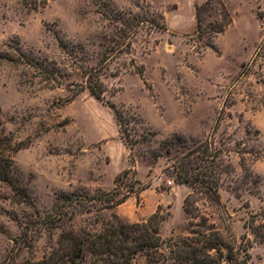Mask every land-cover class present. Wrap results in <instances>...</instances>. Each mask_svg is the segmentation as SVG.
I'll return each instance as SVG.
<instances>
[{"label": "rangeland", "instance_id": "1", "mask_svg": "<svg viewBox=\"0 0 264 264\" xmlns=\"http://www.w3.org/2000/svg\"><path fill=\"white\" fill-rule=\"evenodd\" d=\"M27 1L0 0V152L12 163L11 180L0 181V264L42 261L62 231H98L112 213L134 224L157 210L164 241L212 226L223 254L230 248L241 264H264V0ZM103 1L160 12L166 29L145 25L128 50L112 52L97 100L81 66L120 26L102 15ZM46 63L59 69L53 78ZM114 107L151 141L126 147ZM175 136L218 154L219 201L196 193L192 214L183 206L192 188L168 175L187 149L159 147ZM129 167L135 174L116 184ZM129 184L124 202L105 207ZM166 244L160 255L137 252L132 264H170Z\"/></svg>", "mask_w": 264, "mask_h": 264}, {"label": "trees", "instance_id": "2", "mask_svg": "<svg viewBox=\"0 0 264 264\" xmlns=\"http://www.w3.org/2000/svg\"><path fill=\"white\" fill-rule=\"evenodd\" d=\"M24 4L28 1L23 0ZM45 0H34L36 4L43 3ZM104 9L101 13L115 23L116 35L106 36L100 42V50L95 58H92V64H86L83 68L82 76L85 79V87L89 93L97 100H102L106 91L105 84L101 79L105 74L107 62L112 57V52L120 51L126 47L128 50L134 42L139 30L146 25L147 30H164L163 14L160 12H151V17L141 13L131 11L112 10L109 1H103ZM38 4V5H39ZM136 7L140 8L138 3ZM196 26L198 30L201 27V12L203 7L195 5ZM227 14V12H226ZM220 27L217 32L222 31ZM62 42L60 46L64 48ZM78 49L82 50L80 46ZM47 62V59H46ZM51 63V62H49ZM46 78H53L58 73L56 66H47ZM112 105V104H111ZM114 116L119 126L120 139L126 147L150 142L151 136L148 132L137 133L133 126L130 127L134 118L127 116L122 110L114 107ZM193 147H187L189 145ZM179 146L186 148V151L178 150ZM159 147H163L166 152L173 149L181 151L178 159H175L171 165L172 171L168 175L177 183L186 184L192 188L183 202L184 210L192 214L194 205V195L204 193L216 201H219V181L218 173V154L212 152L206 143H187L182 136H175L169 141H162ZM155 159L162 156L160 152L153 153ZM12 163L9 156L0 152V181L9 182L11 180ZM132 169V170H131ZM135 174V169L125 168L115 177L117 184L119 179L125 178L129 173ZM130 183H140L139 180H131ZM132 184H129L127 194L117 195V190L112 191L106 198L108 201L105 207H113L124 202L129 194L133 193ZM145 187H141L143 190ZM104 207H101V209ZM159 211L153 213L147 222L129 224L121 221L119 217L112 213L110 218L101 221V229L91 232L87 229L74 231L68 229L60 234L57 247L53 248L50 255L42 261L31 264H132L135 254L139 251H148L161 254L160 248L165 244L170 254L174 256L170 264H241L236 254L228 248L226 254L221 252L224 245L219 232L212 226L197 232V236H186L180 239H173L170 242L164 241L159 235L158 218ZM203 219V216H201ZM155 220V222H154ZM217 252L219 255H214ZM165 259V258H164Z\"/></svg>", "mask_w": 264, "mask_h": 264}]
</instances>
